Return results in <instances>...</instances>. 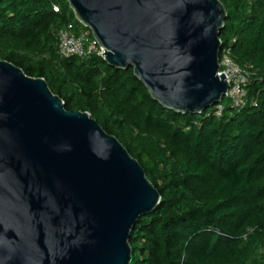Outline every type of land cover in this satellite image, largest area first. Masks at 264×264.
I'll return each instance as SVG.
<instances>
[{"label": "water", "instance_id": "obj_1", "mask_svg": "<svg viewBox=\"0 0 264 264\" xmlns=\"http://www.w3.org/2000/svg\"><path fill=\"white\" fill-rule=\"evenodd\" d=\"M67 1L103 59L168 110L202 114L227 95L221 0ZM161 199L90 112L0 58V264H131L132 232Z\"/></svg>", "mask_w": 264, "mask_h": 264}, {"label": "trees", "instance_id": "obj_2", "mask_svg": "<svg viewBox=\"0 0 264 264\" xmlns=\"http://www.w3.org/2000/svg\"><path fill=\"white\" fill-rule=\"evenodd\" d=\"M221 1V39L251 76L245 108L224 97L218 118L207 112L220 103L168 110L133 68L62 58L58 33L81 24L67 0H0V58L45 78L67 110L90 112L162 195L132 232L131 264H264V0Z\"/></svg>", "mask_w": 264, "mask_h": 264}, {"label": "built area", "instance_id": "obj_3", "mask_svg": "<svg viewBox=\"0 0 264 264\" xmlns=\"http://www.w3.org/2000/svg\"><path fill=\"white\" fill-rule=\"evenodd\" d=\"M54 11H59V6H54ZM58 53L62 58L70 59L78 57L80 59H89L93 56L104 58V47L100 45L94 37L90 28L80 24L76 25L70 22L58 33ZM235 41V40H234ZM219 75L225 74L230 83L228 97L232 101V107L240 111L247 104L246 86L250 82V72L243 69L233 58L232 48L223 44L220 54ZM225 106L220 103L213 112H207V116L215 115L218 118L223 117Z\"/></svg>", "mask_w": 264, "mask_h": 264}, {"label": "rangeland", "instance_id": "obj_4", "mask_svg": "<svg viewBox=\"0 0 264 264\" xmlns=\"http://www.w3.org/2000/svg\"><path fill=\"white\" fill-rule=\"evenodd\" d=\"M68 2V1H67ZM225 104H229V100L227 98L224 99Z\"/></svg>", "mask_w": 264, "mask_h": 264}]
</instances>
